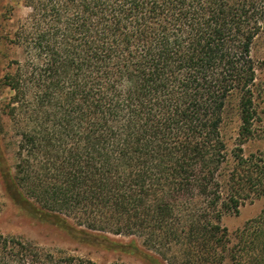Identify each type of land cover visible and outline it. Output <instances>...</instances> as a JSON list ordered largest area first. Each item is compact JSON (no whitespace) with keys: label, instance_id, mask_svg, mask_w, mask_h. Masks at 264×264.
I'll return each mask as SVG.
<instances>
[{"label":"trees","instance_id":"16d2710c","mask_svg":"<svg viewBox=\"0 0 264 264\" xmlns=\"http://www.w3.org/2000/svg\"><path fill=\"white\" fill-rule=\"evenodd\" d=\"M25 6L3 37L21 52L2 80L21 138L10 192L90 231L178 251L181 264H264V209L233 237L222 225L264 199V89L251 54L264 0ZM0 264L96 263L0 234Z\"/></svg>","mask_w":264,"mask_h":264},{"label":"rangeland","instance_id":"374dc122","mask_svg":"<svg viewBox=\"0 0 264 264\" xmlns=\"http://www.w3.org/2000/svg\"><path fill=\"white\" fill-rule=\"evenodd\" d=\"M29 14L25 0H0V234L46 251L88 259L96 264H171L169 260L173 257H177L181 264L183 259L178 251H154L138 237L90 231L69 218L44 213L32 200L10 192L21 138L18 128L4 112V105L12 92L2 87V80L11 71L9 64L21 59V52L3 37H10L18 22ZM251 54L257 70V85L264 89L262 36L254 41ZM224 122L223 136L231 152L235 148L240 126L238 97L229 100ZM257 146L247 147L246 151H254ZM263 209L264 199L249 201L238 214L225 216L222 225L233 237L247 222L257 218Z\"/></svg>","mask_w":264,"mask_h":264}]
</instances>
